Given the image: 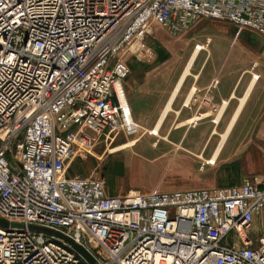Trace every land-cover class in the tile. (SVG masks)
Instances as JSON below:
<instances>
[{
    "label": "built area",
    "instance_id": "1",
    "mask_svg": "<svg viewBox=\"0 0 264 264\" xmlns=\"http://www.w3.org/2000/svg\"><path fill=\"white\" fill-rule=\"evenodd\" d=\"M201 20L264 39V0H0V264H91L73 243L95 264H264L260 174L123 195L67 174L128 124L123 81L153 25L181 37Z\"/></svg>",
    "mask_w": 264,
    "mask_h": 264
},
{
    "label": "rangeland",
    "instance_id": "2",
    "mask_svg": "<svg viewBox=\"0 0 264 264\" xmlns=\"http://www.w3.org/2000/svg\"><path fill=\"white\" fill-rule=\"evenodd\" d=\"M147 42L150 43L151 50L141 59L129 60L130 71L123 81L125 96L128 99L136 87V75L150 73L167 78L180 74L197 43H205L208 46L211 61L220 60L228 68L234 65V72L237 73L240 72L238 65L244 60L240 52L241 45L250 49L245 54L252 59L253 66L257 63L256 59L261 56L264 58V40L261 37L219 20H201L181 37H174L159 25H153ZM205 54V51H201L196 66ZM196 66H193L192 70H195ZM255 72L258 73L257 70ZM147 128L132 123L114 130L107 139L105 135H101L90 151L68 161L67 174L93 175L102 179L106 188L121 194L136 190V187L140 190H150L154 183L171 187L172 190L211 188L233 185V182L237 184L235 182L238 179H227L224 166L220 163L234 146L235 130L225 142L219 161L211 165L202 158L197 160L189 150H200L201 143L198 144L192 139L198 128L189 131L184 145L163 137V133L159 136L153 135L150 133L152 127ZM133 138H137L134 145L118 152L111 151ZM213 144L214 142H208L205 145L202 151L204 157L209 156ZM241 164L238 163L239 168L236 169L239 170L233 173L235 176L240 174L241 170L244 171L240 168ZM231 165L234 168V163ZM255 218L257 221L254 224L253 236L258 239L264 235V221L260 217Z\"/></svg>",
    "mask_w": 264,
    "mask_h": 264
},
{
    "label": "crops",
    "instance_id": "3",
    "mask_svg": "<svg viewBox=\"0 0 264 264\" xmlns=\"http://www.w3.org/2000/svg\"><path fill=\"white\" fill-rule=\"evenodd\" d=\"M197 44H201L204 49L196 53L188 67L189 73L182 74L188 59L181 73L172 77L164 78L150 73L136 75L133 94L129 99L126 96L132 123H137L145 129L152 127L151 134L159 136L163 133V137L180 142L181 145L185 144L189 131L198 128L192 139L198 144L201 143L200 150L196 152L186 148L197 160L202 158L206 161L215 155L221 136L226 133L211 165L219 161L225 142L235 130L234 146L220 160L225 176L227 179L236 178L238 181L235 183H239L242 178L253 174L264 175L263 56L256 59L257 63L253 66L252 59L245 54L250 49L241 45L240 52L244 60L238 65L240 72L237 73L234 72V65L228 68L220 60L211 61L208 46L205 43ZM201 51L206 54L196 66ZM193 66H196L195 70H192ZM156 127L157 131L154 133ZM136 141L137 138H133L111 151L118 152L134 145ZM208 142L214 144L209 156L204 157L202 151ZM238 163H242L240 168L244 171L241 170V173L235 176L233 173L239 170L236 169L239 168ZM134 189L141 192L172 190L171 187L158 183H154L150 190H140L137 187ZM107 191L110 195H123L113 189L107 188ZM256 221L255 218V223Z\"/></svg>",
    "mask_w": 264,
    "mask_h": 264
},
{
    "label": "bare ground",
    "instance_id": "4",
    "mask_svg": "<svg viewBox=\"0 0 264 264\" xmlns=\"http://www.w3.org/2000/svg\"><path fill=\"white\" fill-rule=\"evenodd\" d=\"M201 49H202L201 44H196V45H195V47H194V51H193L191 57L189 58L188 64H187L185 70H184L183 73H182L183 75L189 73V69H188V67H189V65H191V63H192L194 57L196 56V53L198 52V50H201ZM254 77H255V74H254ZM122 103H123V105H124L123 107H124V110H125L126 115H127V123H128V124H131V123H132L131 115H129V113H128V109H127V106H126V104H125V100H124V99H122ZM163 116H164V114L162 115L161 119L159 120L157 126L160 124V122H161ZM153 131H154V133H156V131H157V127H156ZM225 137H226V133H224V134L221 136V141H220V143L218 144V146L216 147L215 155L218 153V151H219V149H220V146H221L223 140L225 139ZM117 149H118V148H117ZM119 149H120V148H119ZM215 155H214L213 157L209 158V159L207 160V162L210 163V164L214 163Z\"/></svg>",
    "mask_w": 264,
    "mask_h": 264
},
{
    "label": "water",
    "instance_id": "5",
    "mask_svg": "<svg viewBox=\"0 0 264 264\" xmlns=\"http://www.w3.org/2000/svg\"><path fill=\"white\" fill-rule=\"evenodd\" d=\"M10 224L7 222V221H5V220H3V219H1L0 218V226H3V227H7V226H9ZM13 225V224H12ZM73 246H74V248L79 252V253H81L91 264H95V261H93L92 259H91V257L89 256V254L82 248V247H80L79 245H77V244H72Z\"/></svg>",
    "mask_w": 264,
    "mask_h": 264
},
{
    "label": "trees",
    "instance_id": "6",
    "mask_svg": "<svg viewBox=\"0 0 264 264\" xmlns=\"http://www.w3.org/2000/svg\"><path fill=\"white\" fill-rule=\"evenodd\" d=\"M69 175V174H68Z\"/></svg>",
    "mask_w": 264,
    "mask_h": 264
}]
</instances>
